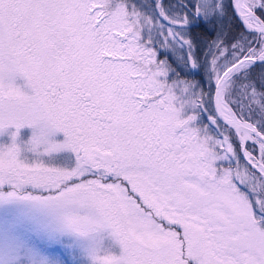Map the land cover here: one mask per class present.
Listing matches in <instances>:
<instances>
[{
    "label": "snow or ice",
    "instance_id": "1",
    "mask_svg": "<svg viewBox=\"0 0 264 264\" xmlns=\"http://www.w3.org/2000/svg\"><path fill=\"white\" fill-rule=\"evenodd\" d=\"M0 264H264V0H0Z\"/></svg>",
    "mask_w": 264,
    "mask_h": 264
}]
</instances>
